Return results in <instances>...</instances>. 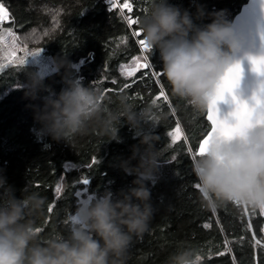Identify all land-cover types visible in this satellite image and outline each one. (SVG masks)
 I'll list each match as a JSON object with an SVG mask.
<instances>
[{"label": "trees", "instance_id": "obj_1", "mask_svg": "<svg viewBox=\"0 0 264 264\" xmlns=\"http://www.w3.org/2000/svg\"><path fill=\"white\" fill-rule=\"evenodd\" d=\"M246 1L168 3L192 14L197 7H203L206 13L225 10L231 23ZM24 2L31 17L29 24L36 33L34 46L50 58H66L76 64L83 83L102 91L109 110H117L119 98L125 96L137 110L151 107L158 121L155 145L163 165L151 187L155 212L148 230L129 247L124 264H170V257L182 250L199 256L198 264H264V215L260 209L233 203L221 204L214 211L202 206L193 162L198 157V143L209 130L206 112H198L174 97L161 74L159 53L150 55L141 50L138 40L142 36L133 33L148 12L149 0H129L130 13H122L110 0ZM129 19L138 23L129 26ZM210 22L208 18L202 21ZM145 62L149 68L137 67ZM133 70L134 75H126ZM24 71L37 69L13 66L0 74V175L15 189L17 198L35 193L44 199L42 210L29 217L43 242L54 234L67 236L79 196L89 198L94 192L108 188L117 192L131 185L134 177L125 175L118 162L128 159L139 141L132 139L128 126L122 123L120 143L109 142L108 136L95 129L67 143L50 137L37 142L32 129L40 125L35 123L29 105L40 101L25 99L24 92L16 90L25 81ZM62 73L46 75L44 81L56 93L63 87ZM161 89L166 99L157 100ZM177 125L181 134L173 144L168 133ZM84 179L88 185L81 183ZM26 186L27 192L22 193Z\"/></svg>", "mask_w": 264, "mask_h": 264}, {"label": "clouds", "instance_id": "obj_2", "mask_svg": "<svg viewBox=\"0 0 264 264\" xmlns=\"http://www.w3.org/2000/svg\"><path fill=\"white\" fill-rule=\"evenodd\" d=\"M149 5L139 21L147 52L159 53L160 71L173 96L207 112L217 85L242 54L225 10L206 13L197 7L192 14L168 0H149ZM204 18L211 22L202 23ZM260 54L244 55L248 60ZM50 59L51 74L63 70L59 93L45 84L47 77L39 71H24L25 81L16 87L25 99L40 101L29 105L40 125L32 129L37 142L50 137L67 143L95 129L109 142L120 143L119 127L126 124L139 143L118 167L134 179L117 192L108 188L91 193L90 199L76 205L67 236L54 234L41 242L29 217L42 210L44 199L35 193L17 198L0 175V264H124L129 247L148 230L155 212L151 187L163 165L155 145L158 121L151 107L137 110L125 96L119 98L117 110H109L102 91L83 83L76 64L66 58ZM193 171L206 209L214 211L224 203L264 208V124L230 138L214 136L194 160ZM170 264L198 261L191 250H182L170 257Z\"/></svg>", "mask_w": 264, "mask_h": 264}, {"label": "snow or ice", "instance_id": "obj_3", "mask_svg": "<svg viewBox=\"0 0 264 264\" xmlns=\"http://www.w3.org/2000/svg\"><path fill=\"white\" fill-rule=\"evenodd\" d=\"M115 0H112V3L114 4ZM261 5V12H264V0H260ZM122 9H127L130 13L132 11L131 4L125 0V2L122 5ZM8 16V13L5 10V7L3 4H0V25H2L6 18ZM129 26L135 25L138 23L135 19H129L128 20ZM8 34L12 35V30L8 29ZM136 37H141L142 33L140 30H137L133 33ZM259 37L261 41V54L258 56H249L248 61L251 65V71L256 73L258 76L264 77V28H260L259 30ZM138 44L142 51L147 52V49L144 45L143 39L138 40ZM39 51L36 52H29L26 54L25 58L21 59V63H26L27 57H35L39 55ZM14 55L12 53H9V62L14 59ZM148 57L145 56V61H147ZM4 65H0V69H2ZM139 67H143L144 69H147L150 67V64L145 62L142 65H138ZM241 65L240 63L234 64L223 76L220 83L217 85L216 91L214 93V96L212 97L209 108H208V114L207 119L211 122L212 128L211 131L206 134V138L202 140V142L199 144V148L196 151V155H202L209 143V141L214 137H225L230 138L233 135L242 133L246 128L253 126L254 124H264V83L260 85L258 90L253 94L252 96V104L251 106L244 101H241L235 96L234 90L238 87L239 81L241 78ZM135 74V70L131 72H127V76H132ZM127 86V85H126ZM226 95L228 97H231V102L234 105V108L232 112L229 114V118L233 121V123H229L228 119H220L218 117V109L217 104L220 102H225ZM161 97H164V90L161 89L160 94L156 97V99H160ZM166 99V97H164ZM181 129L179 125L175 127L173 131H170L168 135L172 138V143L175 144L177 139L180 138ZM93 164L96 163L95 160L92 161ZM82 184L88 185L89 181L87 179H84L81 181ZM198 188V185H196ZM57 193L61 191V188L58 186L56 189ZM90 199V197H89ZM238 205V204H237ZM49 211H52L50 208ZM261 215H264V208H260ZM207 227V225H205ZM39 231V229H37ZM259 243V241H257ZM223 254V253H221ZM197 261H199L201 258L199 256L196 257Z\"/></svg>", "mask_w": 264, "mask_h": 264}, {"label": "water", "instance_id": "obj_4", "mask_svg": "<svg viewBox=\"0 0 264 264\" xmlns=\"http://www.w3.org/2000/svg\"><path fill=\"white\" fill-rule=\"evenodd\" d=\"M230 24L242 49V54L235 58V62L240 63L242 72L239 85L234 90L233 94L237 96L239 100L247 102L251 106V98L260 85L264 83V77L258 76L251 71V65L244 54L255 55L261 51L259 30L260 28H264V12H261L260 0H247L240 7L239 12L233 16ZM233 108L234 105L231 102V97L226 95L225 102L217 104L218 117L220 119L229 118V114L232 112ZM207 114L208 111L205 114V119L207 121L206 123L209 124L208 132H210L212 125L207 119ZM205 138L206 135L199 141L196 151L199 148V144Z\"/></svg>", "mask_w": 264, "mask_h": 264}, {"label": "rangeland", "instance_id": "obj_5", "mask_svg": "<svg viewBox=\"0 0 264 264\" xmlns=\"http://www.w3.org/2000/svg\"><path fill=\"white\" fill-rule=\"evenodd\" d=\"M124 2L125 0H115L112 4L122 9ZM127 2L129 3V0ZM0 4L4 5L8 13L5 22L0 25V65H4L0 69V74L13 66H34L41 74L50 75L52 63L50 57L46 56L43 50L33 45L36 33L29 24L31 17L24 0H0ZM9 24L11 25L10 28L6 26ZM8 29L12 30V35L8 34ZM36 51L40 52L39 55L27 57L26 63H21V59L25 58L27 53ZM9 53L15 57L11 62L8 59ZM84 199L86 198L79 196V202Z\"/></svg>", "mask_w": 264, "mask_h": 264}, {"label": "built area", "instance_id": "obj_6", "mask_svg": "<svg viewBox=\"0 0 264 264\" xmlns=\"http://www.w3.org/2000/svg\"><path fill=\"white\" fill-rule=\"evenodd\" d=\"M121 11H122V13H123V10L119 7V6H117ZM240 206H243V207H245L244 205H240Z\"/></svg>", "mask_w": 264, "mask_h": 264}, {"label": "flooded vegetation", "instance_id": "obj_7", "mask_svg": "<svg viewBox=\"0 0 264 264\" xmlns=\"http://www.w3.org/2000/svg\"><path fill=\"white\" fill-rule=\"evenodd\" d=\"M206 120V119H205Z\"/></svg>", "mask_w": 264, "mask_h": 264}]
</instances>
